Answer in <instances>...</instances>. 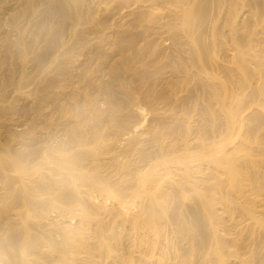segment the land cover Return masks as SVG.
<instances>
[{
    "label": "bare ground",
    "instance_id": "6f19581e",
    "mask_svg": "<svg viewBox=\"0 0 264 264\" xmlns=\"http://www.w3.org/2000/svg\"><path fill=\"white\" fill-rule=\"evenodd\" d=\"M0 264H264V0H0Z\"/></svg>",
    "mask_w": 264,
    "mask_h": 264
}]
</instances>
